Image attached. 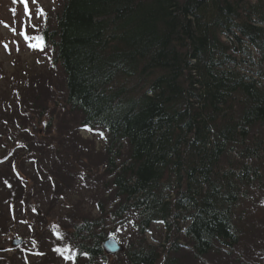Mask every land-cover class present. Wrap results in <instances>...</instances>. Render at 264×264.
Masks as SVG:
<instances>
[{
	"label": "trees",
	"instance_id": "obj_1",
	"mask_svg": "<svg viewBox=\"0 0 264 264\" xmlns=\"http://www.w3.org/2000/svg\"><path fill=\"white\" fill-rule=\"evenodd\" d=\"M38 21L68 111L103 135L102 186L115 197L73 222L75 259L111 262L101 244L129 224L138 240L120 253L127 264H184L181 247L197 259L235 254L244 202L264 190V0H61ZM29 74L0 87V121L29 95ZM3 146L0 169L14 154ZM155 224L164 240L152 245L144 235ZM262 257L264 244L257 261H235Z\"/></svg>",
	"mask_w": 264,
	"mask_h": 264
},
{
	"label": "rangeland",
	"instance_id": "obj_2",
	"mask_svg": "<svg viewBox=\"0 0 264 264\" xmlns=\"http://www.w3.org/2000/svg\"><path fill=\"white\" fill-rule=\"evenodd\" d=\"M60 1L36 0L33 3L28 0L26 12L22 0H17L12 7L7 0H0V87L5 89L16 84L26 70L30 73L24 79L29 95L19 97L24 103L16 101L15 110H6L4 115L2 108L0 158L8 155L2 150L3 144L14 154L0 169V226H7L6 242L3 240L6 244L2 245L7 251H2L0 246V264H81V258L76 260L73 256H77L70 237L73 222H79L83 217L94 218L100 202L108 208L115 200L102 186L108 179L103 170V135L98 129L81 128L80 116L68 111L63 73L52 63L53 51L48 44L42 42V47L31 46L38 43L36 37H40L38 32H31L38 9L42 8L45 16L51 18L57 13ZM39 76L41 80H38ZM7 117L10 118L6 123ZM262 132L264 134V128ZM42 135L47 139L43 141ZM14 139L32 144L8 148L12 147ZM263 195V189H255L250 195L251 202H244L248 216L243 221L248 227L242 226L244 232L235 254L228 256L220 251L197 259L190 249L181 247L182 262L236 264L238 256L257 261L264 244V232L259 227L260 223L264 224ZM11 204L17 207L16 215L7 211ZM53 230L60 231L62 240L61 236L52 233ZM123 234L126 240L116 235L124 244L128 240H138L128 226ZM144 237L152 245L163 242L162 227L152 225ZM12 241L16 245L8 250ZM117 259L121 260L114 261L109 257L111 262L107 264H127L122 255L119 254ZM260 262L264 264V257L257 264Z\"/></svg>",
	"mask_w": 264,
	"mask_h": 264
},
{
	"label": "water",
	"instance_id": "obj_3",
	"mask_svg": "<svg viewBox=\"0 0 264 264\" xmlns=\"http://www.w3.org/2000/svg\"><path fill=\"white\" fill-rule=\"evenodd\" d=\"M14 244L18 243L19 241L16 240V243L15 241H13ZM102 247L104 248V250L107 252V253H115L117 251H120L123 249V246L121 244H119L115 238L113 236H109L102 244Z\"/></svg>",
	"mask_w": 264,
	"mask_h": 264
},
{
	"label": "snow or ice",
	"instance_id": "obj_4",
	"mask_svg": "<svg viewBox=\"0 0 264 264\" xmlns=\"http://www.w3.org/2000/svg\"><path fill=\"white\" fill-rule=\"evenodd\" d=\"M22 2L24 4V6H25V11L27 12L28 11V7H27L28 0H22ZM33 3H36V0H33ZM37 15H41V16L44 15V12H43V9L42 8L41 9H38ZM36 40L39 41V42L38 43H35V44H32L31 46L32 47H42V40H43V38L42 37H36ZM5 47H7V46L5 45ZM69 258H71V257H69Z\"/></svg>",
	"mask_w": 264,
	"mask_h": 264
}]
</instances>
